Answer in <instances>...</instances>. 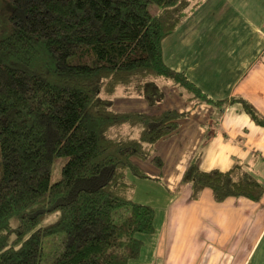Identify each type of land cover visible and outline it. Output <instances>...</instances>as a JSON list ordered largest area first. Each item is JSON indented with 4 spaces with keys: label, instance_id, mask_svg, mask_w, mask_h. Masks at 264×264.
I'll return each instance as SVG.
<instances>
[{
    "label": "trees",
    "instance_id": "1",
    "mask_svg": "<svg viewBox=\"0 0 264 264\" xmlns=\"http://www.w3.org/2000/svg\"><path fill=\"white\" fill-rule=\"evenodd\" d=\"M197 2L0 0V264H127L138 256L154 208L132 198L135 181L160 179L143 164H161L154 143L186 113L119 111L114 99L139 96L154 107L171 84L221 107L225 100L208 98L162 57L163 39ZM198 156L181 178L192 198L203 189L216 201L263 197L264 182L242 164L203 171ZM56 157L66 160L51 183ZM49 215L54 221L40 224ZM60 233L61 249L44 259L54 248L44 242Z\"/></svg>",
    "mask_w": 264,
    "mask_h": 264
},
{
    "label": "crops",
    "instance_id": "2",
    "mask_svg": "<svg viewBox=\"0 0 264 264\" xmlns=\"http://www.w3.org/2000/svg\"><path fill=\"white\" fill-rule=\"evenodd\" d=\"M162 57L208 98L225 102L218 108L187 99L189 93L171 84L164 85V99L154 107L139 96H115L119 111L186 113L175 133L154 143L161 164H143L176 193L162 195L166 205L157 232L154 210L148 233L154 237L142 238L138 256L127 264H264V195L259 201L244 196L216 201L203 189L192 198L190 186L181 181L199 154L203 171L238 162L264 182V126L240 101L264 117V0H198L163 39Z\"/></svg>",
    "mask_w": 264,
    "mask_h": 264
},
{
    "label": "rangeland",
    "instance_id": "3",
    "mask_svg": "<svg viewBox=\"0 0 264 264\" xmlns=\"http://www.w3.org/2000/svg\"><path fill=\"white\" fill-rule=\"evenodd\" d=\"M155 7L150 5V10H153ZM119 108L121 106H118ZM66 160V157H56L53 161V166L51 170V175H50V182L53 183L57 181L60 177V171L61 167L64 164ZM132 180H136L132 177ZM135 189L132 195V198L135 201H138L140 203L148 204L151 205L156 214V222H155V228L156 232L159 228V218L163 214V206L166 204L164 203L165 199H161L162 195L167 196L170 194H175L176 192L169 191L167 190V186L165 183V180L160 178L158 180L156 179H140L135 181ZM55 216L54 215H49L48 217L44 218L40 224L54 221ZM148 235V236H147ZM141 238H144L145 240H148L149 238L154 237V234L149 235V234H139L138 235ZM52 240L53 242V252L52 253H45L44 254V259L48 258L51 259L54 257V254L61 249L62 246V241H63V234H57L55 236H52L50 238H47L44 244L48 241ZM152 244L153 246L156 245V241H148V244ZM50 245L47 243V246Z\"/></svg>",
    "mask_w": 264,
    "mask_h": 264
}]
</instances>
